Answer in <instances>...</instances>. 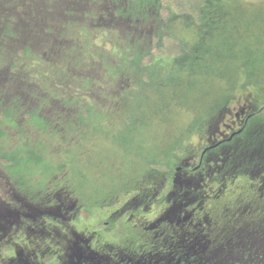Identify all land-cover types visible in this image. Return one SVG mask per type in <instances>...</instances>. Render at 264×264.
<instances>
[{
  "label": "rangeland",
  "instance_id": "rangeland-1",
  "mask_svg": "<svg viewBox=\"0 0 264 264\" xmlns=\"http://www.w3.org/2000/svg\"><path fill=\"white\" fill-rule=\"evenodd\" d=\"M25 1L0 0V158L19 165L0 160V264H264V114L241 131L264 97V0H219L215 74L157 92L131 85L160 30L154 1ZM211 3L201 24L219 20ZM228 52L242 69L227 91Z\"/></svg>",
  "mask_w": 264,
  "mask_h": 264
},
{
  "label": "trees",
  "instance_id": "trees-1",
  "mask_svg": "<svg viewBox=\"0 0 264 264\" xmlns=\"http://www.w3.org/2000/svg\"><path fill=\"white\" fill-rule=\"evenodd\" d=\"M32 1L33 0H27V2H29L28 3L29 6L33 4ZM73 1L74 0H70L68 3L71 4ZM136 1L137 0H128V3L131 5L133 3H136ZM152 1L155 2L153 4L156 7L155 14L160 24V30L153 35L152 37L153 40L151 42L150 48L146 50V52L141 58L140 64H141V67L144 68L142 80L136 79L131 85L133 87L137 86L136 88H139L141 82H143L144 83L142 84L143 86L148 87L150 85L152 90L154 92H157V89L155 88L156 87L155 83L160 82V79L162 82V86L167 88L170 85L172 86L174 82H176L177 80L182 79V77L184 78L185 76H187V74L191 76L193 75V77H197L198 75H201V74L204 75L206 71L211 70L213 72L214 63L212 59H210L211 58L210 56L212 55L210 52V49L212 48L213 45L210 43V39H211L210 37L212 35H218L224 32L225 30L224 25H226L225 24L226 19L223 14V9H222L223 4L220 5L218 2L219 0H157V1L152 0ZM24 2L26 1L24 0ZM210 3H211L210 8H212L211 14H214V16H218L219 20H216V21L213 20L214 17H211V20L209 21L206 20L208 18L206 17L208 16V12L206 11V9ZM214 6L216 8L215 10H214ZM118 11L120 12V10ZM204 13H206V16L204 17L205 22L201 24ZM35 17H36V12H35ZM177 19H178V22H180L181 26L195 25L204 34L203 36L205 37L199 40H195V42L192 43L189 40H186V38L181 35V32L177 34L172 31H166L165 29H167L169 25H171ZM222 39H225V37ZM26 53L27 51L24 48L20 51L21 55H24ZM206 53L207 55L205 57ZM226 55L227 56H226L225 64L230 68L231 71H234L233 79L230 82H228L229 83L228 87H226V90H227V88L231 87L230 85L233 83L235 74H237V71L242 69V65L236 60L237 58H235V55H238L237 52H234V53L228 52ZM135 56L136 54H133L130 56V60L132 64H135V62L137 61ZM155 63L163 64L164 66L163 70L158 69V67H155L153 68V70L150 71L149 69L151 65L152 64L154 65ZM128 66L130 67L129 69H132L133 67L131 65H128ZM160 71H162L161 74H160ZM213 73L215 74V71ZM222 74L224 73L222 72V70H220L216 72V75L212 74V76H215L214 77L215 79L216 77H219V76L223 78L225 75H222ZM247 75L249 74L247 73ZM165 76H166V79L164 80ZM248 77L250 76H246V78ZM157 78H159L158 82L156 80ZM224 95L225 93L223 94V96ZM261 99L263 100L259 103L257 110L254 113L248 115L246 119L244 120L243 129L241 131H244L246 126H248V123L250 122V118H252V116H255V115L260 116L264 114V97H261ZM82 109H83L82 116L84 118H86L89 115H91L94 119L100 118V116L97 115L99 113L97 112L93 113L94 111L93 107L85 104ZM5 113L6 111H3L1 115L5 116ZM95 115L97 116L94 117ZM25 119L27 122H34L39 125L41 123V118H38V117L35 118V114L32 111H28L27 114H25ZM99 120H100L99 121L100 126H101V123H105L106 121L105 119H102V118ZM130 124L131 123H127V125H130ZM111 125L113 126V124ZM184 127H186L185 128V132H186L185 139H187L189 138L190 133L193 134V127H190V124H188V127L187 126H184ZM196 134H200V133H196ZM230 142L232 141L222 140L219 143L217 142L218 144L214 146V148L216 149H214L213 151H216L221 144L230 143ZM24 144L29 150H32L34 152L33 149H35V147H31L28 141H25ZM30 155H32V153ZM204 155L206 156V154ZM204 155L200 157L202 158L201 161L205 160ZM37 159L39 158H35V160ZM0 160L5 165H9V166L15 165V167L19 166L12 161V158L10 156L1 157ZM151 166L157 171L162 170V169H169L170 170L169 173L171 174L173 173V170H172L173 168L171 169L170 166L167 165V163L162 162V159L159 161L153 160L151 162ZM233 207L234 205L231 206V209ZM90 215H91L90 209L83 208L82 216L85 219H89ZM103 225L104 223L98 222L93 227L95 229H100ZM6 248L7 249L10 248V246L7 245Z\"/></svg>",
  "mask_w": 264,
  "mask_h": 264
},
{
  "label": "water",
  "instance_id": "water-1",
  "mask_svg": "<svg viewBox=\"0 0 264 264\" xmlns=\"http://www.w3.org/2000/svg\"><path fill=\"white\" fill-rule=\"evenodd\" d=\"M231 136H233V134L232 135H230L228 138H227V140H229L230 138H231ZM215 145H217V143L215 144ZM215 145H213V146H210V147H214ZM210 147H207L206 149H208V148H210ZM205 151V150H204ZM202 156V155H201Z\"/></svg>",
  "mask_w": 264,
  "mask_h": 264
},
{
  "label": "bare ground",
  "instance_id": "bare-ground-1",
  "mask_svg": "<svg viewBox=\"0 0 264 264\" xmlns=\"http://www.w3.org/2000/svg\"><path fill=\"white\" fill-rule=\"evenodd\" d=\"M92 211V210H91Z\"/></svg>",
  "mask_w": 264,
  "mask_h": 264
}]
</instances>
